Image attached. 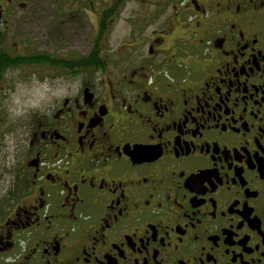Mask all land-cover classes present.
Here are the masks:
<instances>
[{
	"label": "flooded vegetation",
	"instance_id": "flooded-vegetation-1",
	"mask_svg": "<svg viewBox=\"0 0 264 264\" xmlns=\"http://www.w3.org/2000/svg\"><path fill=\"white\" fill-rule=\"evenodd\" d=\"M45 1L0 0V83L30 65L13 23ZM127 1L107 0L103 35ZM155 2L174 7L168 29L117 62L100 47L98 70L122 71L73 77L30 126L0 198V264H264V0ZM95 42L50 55L97 70L81 59Z\"/></svg>",
	"mask_w": 264,
	"mask_h": 264
},
{
	"label": "rangeland",
	"instance_id": "rangeland-1",
	"mask_svg": "<svg viewBox=\"0 0 264 264\" xmlns=\"http://www.w3.org/2000/svg\"><path fill=\"white\" fill-rule=\"evenodd\" d=\"M155 1L128 0L117 11L107 33L99 38L101 50L108 53L109 62L119 60L117 56L126 48V43H135L143 37L146 50L151 32L158 26L168 29V16L174 7ZM106 3L107 0H46L34 8L29 21L13 23V40L19 44L16 46H23L26 42L31 55L49 53L77 57L91 50L94 40L98 39L101 11ZM152 16H156L154 21L149 18ZM59 20L64 22L61 24ZM136 22L144 24L142 34L135 31ZM120 71L121 68H107L103 72L91 70L73 75L65 71L58 73L46 64H30L7 73L0 83V198L6 190L13 161L22 155L23 144L25 146L28 141L25 136L30 126L34 120L40 124L46 107L67 94L73 77L90 74L112 77Z\"/></svg>",
	"mask_w": 264,
	"mask_h": 264
},
{
	"label": "trees",
	"instance_id": "trees-1",
	"mask_svg": "<svg viewBox=\"0 0 264 264\" xmlns=\"http://www.w3.org/2000/svg\"><path fill=\"white\" fill-rule=\"evenodd\" d=\"M111 13L112 14L114 13V9L111 11ZM105 19H106V14L104 12L103 13V18L101 19V27H100L101 33H100L98 39L95 42V48H94V52H93L92 56L90 58H81V59H84L85 61H89V62L94 61L92 63H93V66H95V69H97V70L98 69L103 70L102 66L99 67L100 66L99 63L102 62V64H103V61H104V60L100 59V56H99V54H100L99 38L103 36V31L105 30ZM18 59L19 58H17L15 60V62L11 61V63L12 64H16V65L19 64V60ZM20 59H21L20 62H25L26 61V62H28L30 64L53 63V64H55V66H58L60 63L63 62V61L61 62L59 60L53 59L49 53L36 54V55L33 54L30 57H21ZM79 62H81V61H79ZM76 63H77V60H74V61H69V60L66 61L65 60L62 63L63 71H67V69H68L74 75H79L82 72H86L87 69H85V68L81 69V68H79L80 66L75 67ZM3 72H4L3 68L0 67V79L2 77ZM35 122H37V120H34L33 124H35Z\"/></svg>",
	"mask_w": 264,
	"mask_h": 264
}]
</instances>
